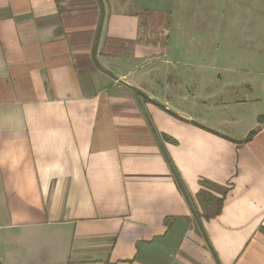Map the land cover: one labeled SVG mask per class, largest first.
Returning <instances> with one entry per match:
<instances>
[{"label":"crops","instance_id":"crops-1","mask_svg":"<svg viewBox=\"0 0 264 264\" xmlns=\"http://www.w3.org/2000/svg\"><path fill=\"white\" fill-rule=\"evenodd\" d=\"M177 1L0 0V264H264V121Z\"/></svg>","mask_w":264,"mask_h":264},{"label":"rangeland","instance_id":"rangeland-1","mask_svg":"<svg viewBox=\"0 0 264 264\" xmlns=\"http://www.w3.org/2000/svg\"><path fill=\"white\" fill-rule=\"evenodd\" d=\"M197 1L207 0L177 1L182 27L171 28L166 57L188 55V72L219 73L230 86L226 96L241 101L242 122H263L264 0H219L216 14L192 12Z\"/></svg>","mask_w":264,"mask_h":264},{"label":"trees","instance_id":"trees-1","mask_svg":"<svg viewBox=\"0 0 264 264\" xmlns=\"http://www.w3.org/2000/svg\"><path fill=\"white\" fill-rule=\"evenodd\" d=\"M258 129H259V126L251 129L243 140L244 141L248 140V138H250ZM199 196L201 197L200 194H199Z\"/></svg>","mask_w":264,"mask_h":264}]
</instances>
